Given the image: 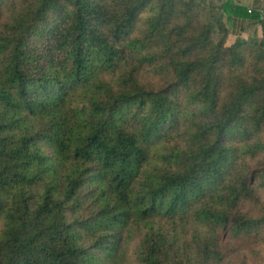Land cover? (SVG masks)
Here are the masks:
<instances>
[{
    "label": "trees",
    "instance_id": "1",
    "mask_svg": "<svg viewBox=\"0 0 264 264\" xmlns=\"http://www.w3.org/2000/svg\"><path fill=\"white\" fill-rule=\"evenodd\" d=\"M205 1L0 0V264H264V18Z\"/></svg>",
    "mask_w": 264,
    "mask_h": 264
},
{
    "label": "crops",
    "instance_id": "2",
    "mask_svg": "<svg viewBox=\"0 0 264 264\" xmlns=\"http://www.w3.org/2000/svg\"><path fill=\"white\" fill-rule=\"evenodd\" d=\"M234 5L240 7L251 15H258L260 20L264 18V0H234ZM227 22V43L246 41L251 37L261 35V27L257 19L252 17H231Z\"/></svg>",
    "mask_w": 264,
    "mask_h": 264
},
{
    "label": "rangeland",
    "instance_id": "3",
    "mask_svg": "<svg viewBox=\"0 0 264 264\" xmlns=\"http://www.w3.org/2000/svg\"><path fill=\"white\" fill-rule=\"evenodd\" d=\"M213 2L215 4H217V1L216 0H206L205 2ZM227 28V26H226ZM228 30V29H227ZM248 40H256V41H261V40H264L262 34L259 35V36H255V37H251L250 39ZM247 41V40H246ZM225 45L228 47V46H231L227 43V38H226V41H225ZM123 68L121 69L120 72H115V73H112V74H108V75H105L101 78H97L95 80V87L93 88L94 90L98 89L100 86L101 87H105V89H110L112 90V92L114 93H117L120 89V85H119V79L122 77V73H123ZM142 76H145L146 79L147 76L145 75V73H142L141 74ZM98 87V88H97ZM137 243V239L135 240V242H133V244L131 246H129L128 248V251H127V255L129 256V264H136L135 260H134V257L132 255V252H133V248L134 246L136 245ZM263 254H264V250H263ZM251 263V262H250Z\"/></svg>",
    "mask_w": 264,
    "mask_h": 264
}]
</instances>
